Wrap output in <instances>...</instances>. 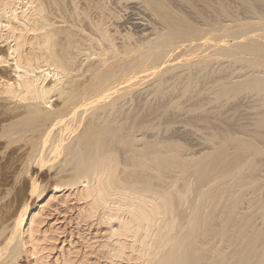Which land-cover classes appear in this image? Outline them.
I'll list each match as a JSON object with an SVG mask.
<instances>
[{
    "label": "bare ground",
    "instance_id": "1",
    "mask_svg": "<svg viewBox=\"0 0 264 264\" xmlns=\"http://www.w3.org/2000/svg\"><path fill=\"white\" fill-rule=\"evenodd\" d=\"M148 2L166 13L149 32L140 28L150 25L142 9L128 16L122 0H0V156L15 165L13 182L36 197L0 216V264H20L24 254L30 264H80L92 255L100 264H227L224 240L232 264L243 263L239 236L224 238L226 221L212 236L199 234L226 189L234 212L244 166L220 170L211 162L194 171L159 127L171 122L161 116L177 103L175 74L190 66L186 60L207 63L237 46L238 56L257 59L260 87L264 9L255 7L250 23L189 22L183 30L169 6ZM72 196L83 202V222L107 225L100 238L83 241V253L60 246V232L46 225L52 201Z\"/></svg>",
    "mask_w": 264,
    "mask_h": 264
},
{
    "label": "rangeland",
    "instance_id": "2",
    "mask_svg": "<svg viewBox=\"0 0 264 264\" xmlns=\"http://www.w3.org/2000/svg\"><path fill=\"white\" fill-rule=\"evenodd\" d=\"M122 1L127 6L126 15L128 16H133V11L138 10L135 7L142 9V12L139 11L150 25H142V27L137 24L140 28L149 32L153 24L162 25L165 10H152L148 0ZM154 1V4L160 7L169 6L178 18L175 21L177 28L183 30H188L190 24L205 27L210 23L225 24L231 21L235 24L246 21L250 23L256 10L255 7L259 5L258 7L262 6L260 8L264 9V0ZM243 28L238 25L235 30ZM241 43L247 47L250 46L248 43ZM239 51L237 46H233L229 50L221 51V54L216 55L207 63L204 60H198L199 58H192L186 60L190 63V66H185L188 68L177 69L174 79L177 103L168 105L167 111L162 113L161 122L169 116L171 118L167 122H171L161 123L159 133L162 137H175L173 147L190 159L194 171L211 162L220 170L244 166L236 182V196L238 197H236L234 212L230 213L234 202L229 199V191L226 189L217 195L219 202L214 201L207 209L208 213H213L212 220L214 221L210 227H206V230L199 234V238L203 239L211 232L212 236L217 229L221 228L223 221H226L228 230L224 238L229 239L234 234L239 236L237 257L242 260V264H258L260 261L264 262V82L258 88L255 86L257 83H255L254 73L257 68L255 65L257 59L249 54H241L240 57L237 53ZM192 62L196 64L192 65ZM246 65L248 68H245ZM260 69L264 71V66ZM166 85L168 83H162L158 91H164ZM160 95V107L162 108L167 106L168 102L165 100V93L162 92ZM2 156H0V180H2L0 183V216L7 217L17 213L27 200L33 204L36 197L27 193L28 190L24 188L25 185L22 182H15L16 184L13 182L15 165L11 167V164L7 163L10 161L9 158L5 156V161ZM24 177L28 176L24 175L22 179ZM7 180L8 183L5 182ZM58 199L52 201L48 212L46 211L48 214L46 225L52 229H58L61 238L60 246L64 245L65 249L72 248L73 251L82 249L83 253L86 250L84 249L86 239L100 238L105 234L107 225H97L96 221L93 222L94 224L91 221L83 222L79 218L80 205L83 202L77 198L72 196L69 199L70 202H64L65 204ZM56 202L60 203L57 204L59 206H55ZM217 211L222 214L219 220L216 217ZM224 241L222 250L228 255L225 262L232 264L234 261L231 258L232 248L228 240ZM80 247L81 249H78ZM24 255L21 257L20 264H30L27 255ZM249 257L251 260L246 263ZM83 262L84 264L101 263L97 262L93 255L80 264Z\"/></svg>",
    "mask_w": 264,
    "mask_h": 264
}]
</instances>
